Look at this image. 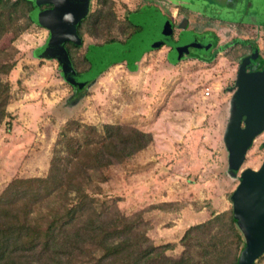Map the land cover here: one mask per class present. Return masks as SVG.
Instances as JSON below:
<instances>
[{
	"label": "rangeland",
	"instance_id": "374dc122",
	"mask_svg": "<svg viewBox=\"0 0 264 264\" xmlns=\"http://www.w3.org/2000/svg\"><path fill=\"white\" fill-rule=\"evenodd\" d=\"M107 1L112 2L114 15L107 21L113 25L111 32L94 39L96 42L83 34V45L77 50L94 69L156 43L161 38L156 34L160 25L147 12L156 8L167 14L162 5H145L137 13H129L140 1ZM101 7L94 0L90 12ZM126 17L132 24L127 39L119 32ZM14 18L21 28L19 35L12 38L7 34L0 41V50L16 60L7 78L11 95L8 116L0 125V193L16 177L45 175L57 133L71 118L81 124H123L151 133L153 142L143 154L109 167L104 171L107 180L96 186L98 197L117 200L125 215L172 202V208L151 215L149 231L154 240L176 245L170 255L182 250L179 240L189 226L231 208L229 195L238 182L226 175L221 135L242 50H228L226 44L223 49L228 51L210 64L184 59L173 66L167 62L166 48L145 53L135 73L128 72L124 64L110 67L71 107L66 100L74 93L61 78L58 62L32 55L44 44L48 31L34 21L36 26L30 24L20 13ZM111 38L115 41H109ZM212 58L213 54L206 61ZM206 88L209 96L204 95ZM263 141L264 133L254 140L242 170L261 166ZM255 264H264V255Z\"/></svg>",
	"mask_w": 264,
	"mask_h": 264
},
{
	"label": "trees",
	"instance_id": "16d2710c",
	"mask_svg": "<svg viewBox=\"0 0 264 264\" xmlns=\"http://www.w3.org/2000/svg\"><path fill=\"white\" fill-rule=\"evenodd\" d=\"M6 1L0 0V41L7 34L19 35L17 13L34 24L29 0ZM97 3L102 7L89 12L77 26L80 37L85 34L93 41L111 32L113 25L107 21L114 19L112 2ZM124 21L119 32L127 39L132 24L127 17ZM81 46L65 44L78 75L90 68L84 55L77 54ZM15 64L13 55L0 50V125L8 116L7 78ZM97 79L82 90L68 84L74 94L67 103L75 107ZM152 142L151 133L130 125L97 127L67 119L57 133L45 175L16 177L0 193V264H237L242 237L232 207L189 226L179 240L182 250L170 255L176 245L154 240L149 231L151 215L172 208V202L125 215L117 200L98 197L96 183L107 180L104 171L135 157Z\"/></svg>",
	"mask_w": 264,
	"mask_h": 264
},
{
	"label": "water",
	"instance_id": "95a60500",
	"mask_svg": "<svg viewBox=\"0 0 264 264\" xmlns=\"http://www.w3.org/2000/svg\"><path fill=\"white\" fill-rule=\"evenodd\" d=\"M30 1L35 8L31 20L48 31L44 44L33 51V57L48 61L56 60L62 79L79 90L94 81L108 67L121 61L126 62L128 72L135 73L141 57L163 45L172 47V51L167 55V62L171 66L187 57H195L189 54V51L196 48V45L190 42L174 44L171 40V20L154 8L147 13L156 16L160 25L156 34L159 33L161 38L156 43L139 53L126 54L100 69L90 66L87 72L78 75L71 65L65 43L69 42L78 47L82 45V39L77 34V26L88 14L91 0ZM45 4H51L53 8L40 12L39 6ZM186 27V19L177 27L185 41L190 37L187 34L183 35ZM252 58L254 56L246 57L238 67L234 86L230 90L232 94L227 103L226 121L221 135V153L226 163V175L238 182L230 196L235 226L242 237L237 264H255L264 255V160L257 170L251 168L242 170L246 154L254 140L264 133V69L247 71L246 67ZM262 146L264 147V141Z\"/></svg>",
	"mask_w": 264,
	"mask_h": 264
},
{
	"label": "flooded vegetation",
	"instance_id": "af4514ba",
	"mask_svg": "<svg viewBox=\"0 0 264 264\" xmlns=\"http://www.w3.org/2000/svg\"><path fill=\"white\" fill-rule=\"evenodd\" d=\"M138 1H140L138 7L129 13H137L145 5H152L153 7L162 5L166 8L167 14L165 16L172 22V42L174 44L190 42L196 45V48H192L189 51V54L195 57H187L185 59L202 64H210L222 52L240 49L243 53L237 57V70L242 60L250 56H254V58L247 65V71L264 69V0ZM30 2L33 6V2ZM93 2L94 0H91L88 14ZM52 8L53 5L45 4L39 8V11L50 10ZM34 9L33 6L32 11ZM162 13L164 14V12ZM184 19L187 20V27L183 35L187 34V36H190L187 41L184 38L182 39V32L177 30L178 25ZM80 38L83 39V37ZM224 39L227 41L223 42L225 41ZM226 44L228 45V50L223 49V46ZM161 48L167 49L166 55L172 51V47L167 45H163L156 50H160ZM212 54L213 58L207 62L206 58ZM121 64L126 66L125 61H122L118 65Z\"/></svg>",
	"mask_w": 264,
	"mask_h": 264
},
{
	"label": "built area",
	"instance_id": "2783aa9c",
	"mask_svg": "<svg viewBox=\"0 0 264 264\" xmlns=\"http://www.w3.org/2000/svg\"><path fill=\"white\" fill-rule=\"evenodd\" d=\"M209 94H210V90H209V88H206L204 91V95L209 96Z\"/></svg>",
	"mask_w": 264,
	"mask_h": 264
},
{
	"label": "crops",
	"instance_id": "0c3cea01",
	"mask_svg": "<svg viewBox=\"0 0 264 264\" xmlns=\"http://www.w3.org/2000/svg\"><path fill=\"white\" fill-rule=\"evenodd\" d=\"M146 149H147V148H146ZM144 151H145V150H144ZM144 151H142V152H141V153H139L138 155H140V154H143V153H144ZM135 157H136V156H135ZM135 157H134V158H135Z\"/></svg>",
	"mask_w": 264,
	"mask_h": 264
}]
</instances>
